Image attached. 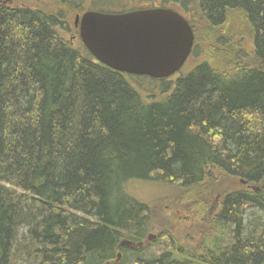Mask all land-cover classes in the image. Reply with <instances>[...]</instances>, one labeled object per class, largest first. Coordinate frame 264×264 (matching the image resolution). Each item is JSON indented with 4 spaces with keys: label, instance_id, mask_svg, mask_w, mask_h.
<instances>
[{
    "label": "trees",
    "instance_id": "1",
    "mask_svg": "<svg viewBox=\"0 0 264 264\" xmlns=\"http://www.w3.org/2000/svg\"><path fill=\"white\" fill-rule=\"evenodd\" d=\"M196 3L226 49L208 39L196 60L195 39L191 69L155 79L99 62L71 17L164 4L0 0V264H264V0ZM173 202L195 225L183 239Z\"/></svg>",
    "mask_w": 264,
    "mask_h": 264
},
{
    "label": "water",
    "instance_id": "2",
    "mask_svg": "<svg viewBox=\"0 0 264 264\" xmlns=\"http://www.w3.org/2000/svg\"><path fill=\"white\" fill-rule=\"evenodd\" d=\"M75 24L83 44L99 62L119 72L155 79L179 72L195 42L189 21L165 7L125 13L90 10L76 15ZM153 237L151 234L149 239ZM123 244L137 249L144 242Z\"/></svg>",
    "mask_w": 264,
    "mask_h": 264
},
{
    "label": "rangeland",
    "instance_id": "3",
    "mask_svg": "<svg viewBox=\"0 0 264 264\" xmlns=\"http://www.w3.org/2000/svg\"><path fill=\"white\" fill-rule=\"evenodd\" d=\"M197 1L192 0L191 3H189L188 10L185 11L184 9L181 8V9H179V11L182 12L183 14H185V16L189 19V21L191 22V24L194 27V30L196 32V40H197L196 46L198 48V51H200V54L197 55L196 60H199V59H202L204 56L203 53H204L205 46H206V44H205L206 40H208V39L213 40L216 45L219 44L222 48L226 49L228 37H226L227 36L226 33H223L224 31H221V33L219 32L218 35H216V34L211 35V31H210V34L208 33L207 29L210 27L204 26L203 22L199 19L198 11L196 10V7H198V4L196 3ZM154 2H156V4H158V5L164 4L165 7H170V5H171V4L170 5L165 4L164 0H154ZM130 4H131L130 6L139 7V6H143L146 3H141V2L137 1L133 4L132 3H130ZM75 16L76 15L71 17L72 24L75 22ZM242 30H244V31H242L244 34H241V37L238 38L239 39L238 44L240 45V49L242 52H244V54H249L251 56V53L254 50L251 33L249 32V30L247 28H245V29L243 28ZM232 48L234 49L233 45H232ZM196 60H195V58L194 59L189 58L188 62L190 63V66H188L186 68V70H184V71L187 72L188 70H190L191 69L190 67H192V65L194 64V62ZM229 185L233 186V188L240 186L239 181L237 182L235 180L234 181L230 180L228 183V186ZM131 191H132V193L136 194L139 197H142V196H144V197L148 196L149 197L155 192V188H154V186L146 187V186H143V184L138 183V184L132 185ZM173 195H175V194H173ZM170 196H172V194L165 193V194H160L159 196L156 195L155 197H158L161 200H164L166 198H169ZM221 201H222L221 196L219 194L212 196V202L216 207L215 210L218 209V207L221 204ZM163 205H164V212H165L164 216L169 217L171 219V220H169L172 224L171 225V230H172L171 232L173 234H175L176 236H179L181 239H183L184 237H181V236L182 235L184 236L185 233L188 234L195 227L194 224H191V219H190V215H189L190 213L186 212L187 205L183 204V203L177 204L174 202L170 206H166L167 204H163ZM258 215H260L264 219V216L261 215V213H258ZM149 234H152L154 237L147 241L148 244H151L153 242L158 241V234L159 233L157 232V230L150 232ZM205 234L198 235L197 238L189 237V236L188 237L186 236V237H187L188 241H190L189 243H191L192 245H196V243L198 244V242L200 241L199 238L203 237ZM161 242L163 243V241H161Z\"/></svg>",
    "mask_w": 264,
    "mask_h": 264
},
{
    "label": "flooded vegetation",
    "instance_id": "4",
    "mask_svg": "<svg viewBox=\"0 0 264 264\" xmlns=\"http://www.w3.org/2000/svg\"><path fill=\"white\" fill-rule=\"evenodd\" d=\"M139 8H134V9H131V10H138ZM131 10H127V11H131ZM76 28H78L77 26H76Z\"/></svg>",
    "mask_w": 264,
    "mask_h": 264
}]
</instances>
